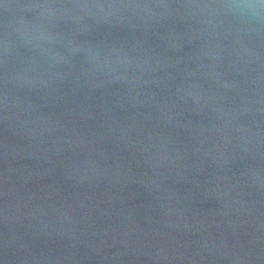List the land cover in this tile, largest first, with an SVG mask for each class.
<instances>
[{"label": "water", "instance_id": "water-1", "mask_svg": "<svg viewBox=\"0 0 264 264\" xmlns=\"http://www.w3.org/2000/svg\"><path fill=\"white\" fill-rule=\"evenodd\" d=\"M238 2L0 0V264H264Z\"/></svg>", "mask_w": 264, "mask_h": 264}, {"label": "clouds", "instance_id": "clouds-1", "mask_svg": "<svg viewBox=\"0 0 264 264\" xmlns=\"http://www.w3.org/2000/svg\"><path fill=\"white\" fill-rule=\"evenodd\" d=\"M219 7L238 13L248 24L259 22L264 18V0H258V2L245 0V2L224 4Z\"/></svg>", "mask_w": 264, "mask_h": 264}]
</instances>
